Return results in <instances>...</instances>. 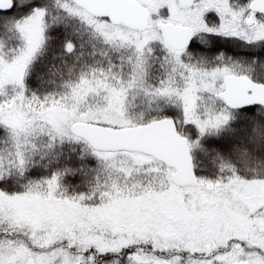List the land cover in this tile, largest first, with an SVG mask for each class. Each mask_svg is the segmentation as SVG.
Masks as SVG:
<instances>
[{
	"label": "snow or ice",
	"instance_id": "snow-or-ice-1",
	"mask_svg": "<svg viewBox=\"0 0 264 264\" xmlns=\"http://www.w3.org/2000/svg\"><path fill=\"white\" fill-rule=\"evenodd\" d=\"M0 264H264V0H0Z\"/></svg>",
	"mask_w": 264,
	"mask_h": 264
}]
</instances>
